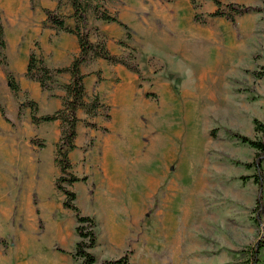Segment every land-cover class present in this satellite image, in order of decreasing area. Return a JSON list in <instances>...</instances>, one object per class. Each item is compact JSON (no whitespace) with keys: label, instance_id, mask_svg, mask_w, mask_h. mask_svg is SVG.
I'll list each match as a JSON object with an SVG mask.
<instances>
[{"label":"rangeland","instance_id":"rangeland-1","mask_svg":"<svg viewBox=\"0 0 264 264\" xmlns=\"http://www.w3.org/2000/svg\"><path fill=\"white\" fill-rule=\"evenodd\" d=\"M166 1L136 32L142 56L126 54L144 77L123 89L115 75L113 116L111 107L80 114L70 158L83 180L71 189L96 221L100 263L252 264L264 191L260 206L255 150L237 136L262 138L254 120L264 122V0H220L254 9L235 23L208 17L212 0H196L197 10ZM7 96L0 87L11 121L0 110V264H75V215L55 185L60 126L34 124L29 108L19 117L27 93Z\"/></svg>","mask_w":264,"mask_h":264},{"label":"trees","instance_id":"trees-1","mask_svg":"<svg viewBox=\"0 0 264 264\" xmlns=\"http://www.w3.org/2000/svg\"><path fill=\"white\" fill-rule=\"evenodd\" d=\"M115 0H57V8L55 10H45L47 16L43 26L45 28L54 29L57 33L68 32L74 34L79 41L80 53L74 58L69 67L51 69L47 66L45 58L40 50L38 41L35 42L34 48L30 52L29 62L25 76L37 81L43 91L49 92L51 97H56L55 89L59 86L57 82L58 75L68 73L71 75V80L66 85H60L64 90L65 95L61 96L62 107L56 112L48 115H39L38 104L27 99L20 105L19 117L22 116V109L29 108L31 111V120L34 124L60 121V138L56 144L55 164L59 169L60 175L55 181L58 191L65 196L63 207L73 211L76 219V234L78 241L75 245V251L71 253L75 264H128L127 259L119 260H105L99 262L93 249L97 245L98 234L97 224L91 216L83 215L80 208L76 204L77 194L71 187L83 179L73 174V164L70 158V153L76 148V140L78 138V126L81 122L78 114L79 111L84 110L89 118L97 117L100 110L109 109L101 103L99 97L96 95L91 100L87 99V92L85 88V74L82 72V66L95 59H104L111 64H119L126 67L129 71L138 75L142 79L143 73L137 60V56L128 54L124 56H117L111 54L107 48L106 37L101 35L97 28L89 26L88 15L93 13L97 20L106 21L109 23H117L127 32V38L131 39L130 28L119 20L116 14L109 11L107 4ZM216 4V11L209 13L208 17H222L228 21L235 23L236 17L250 13L253 8L241 6L238 4H229L223 6L220 0H212ZM194 9H198L196 0H191ZM69 4L73 8V14L66 17L61 13L62 8ZM72 18L75 20V27H69L66 24V19ZM194 21L200 24H205L207 21L204 16L196 12ZM97 36V41H92V38ZM6 38L5 29L0 10V64L6 68L7 77L10 82L11 90L18 94L21 92V87L13 72L9 70L8 60L6 56ZM0 110L3 118L7 122H11L7 116L4 106L0 102ZM109 118V115H108ZM86 125L92 128H97L98 125L93 122L86 121ZM255 130L262 134L261 139H251L246 136H237L243 143L248 144L255 150V161L253 166L256 169L254 176L255 182L259 185L260 195L258 197V205L262 202L264 191V122L255 119ZM33 142L39 143L36 139ZM37 203H35L36 205ZM261 206V205H260ZM39 214V209L36 210ZM264 248V238L257 241L255 247L250 251L252 264H262L259 256Z\"/></svg>","mask_w":264,"mask_h":264},{"label":"crops","instance_id":"crops-1","mask_svg":"<svg viewBox=\"0 0 264 264\" xmlns=\"http://www.w3.org/2000/svg\"><path fill=\"white\" fill-rule=\"evenodd\" d=\"M166 2V0H115L107 4L109 11L116 14L119 20L130 28L131 39L127 38L126 30L120 25L97 20L93 13L88 15L89 26L97 28L101 35L106 37L107 48L111 54L123 56L127 54L130 48L140 50L137 45L136 32L144 28L143 24L147 22L146 16L152 12V8L154 7L155 12H157L158 8ZM57 4V0H0L9 70L15 74L21 91L27 93L28 98L38 104L41 116L52 114L62 107L60 97L64 96L65 92L60 88V85L68 84L71 75L68 73L58 75L57 82L59 86L54 91L56 97H51L49 92L43 91L37 81L28 79L25 73L29 55L35 42L38 41L45 62L51 69L69 67L74 58L80 53L79 41L74 34L68 32L57 33L54 29L43 26L47 19L45 10H55ZM61 13L66 17H70L73 14V8L71 5L66 4ZM66 24L73 28L75 27V20L67 18ZM97 39V36H94L92 41L95 42ZM140 55L142 56L141 50ZM1 66L0 87L8 89L7 97L11 99V94L14 92L11 90L6 68ZM82 72L86 76L84 82L87 99L91 100L97 95L101 103L109 108L111 107V116L115 112V75L123 79V89H133L135 82L140 79L137 74L129 71L124 66L111 64L101 58L84 64ZM82 111H79L78 114L80 119ZM28 116L31 117V111ZM40 124L53 130V132L61 125L60 121ZM81 124L82 121L79 123L78 132ZM77 142L78 138L76 144Z\"/></svg>","mask_w":264,"mask_h":264}]
</instances>
